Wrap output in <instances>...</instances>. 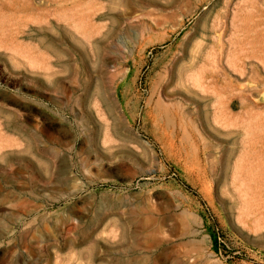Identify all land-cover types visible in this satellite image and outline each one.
<instances>
[{"label":"rangeland","instance_id":"1","mask_svg":"<svg viewBox=\"0 0 264 264\" xmlns=\"http://www.w3.org/2000/svg\"><path fill=\"white\" fill-rule=\"evenodd\" d=\"M0 264H264V0H0Z\"/></svg>","mask_w":264,"mask_h":264}]
</instances>
